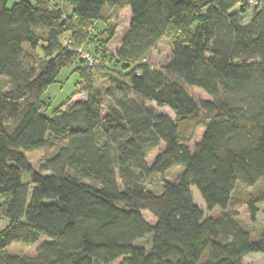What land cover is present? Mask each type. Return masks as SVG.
Returning <instances> with one entry per match:
<instances>
[{"label": "trees", "instance_id": "1", "mask_svg": "<svg viewBox=\"0 0 264 264\" xmlns=\"http://www.w3.org/2000/svg\"><path fill=\"white\" fill-rule=\"evenodd\" d=\"M249 1L0 0V264L264 258V235L252 240L226 211L239 185L257 190L245 199L250 221L259 206L264 214V0ZM163 38L170 60L150 66ZM63 68L78 81L47 116L41 97ZM188 87L211 100L196 102ZM39 150L35 171L24 153ZM174 166L177 181L147 188ZM191 187L223 214L206 218ZM42 237L33 256L8 253Z\"/></svg>", "mask_w": 264, "mask_h": 264}, {"label": "rangeland", "instance_id": "2", "mask_svg": "<svg viewBox=\"0 0 264 264\" xmlns=\"http://www.w3.org/2000/svg\"><path fill=\"white\" fill-rule=\"evenodd\" d=\"M13 2L9 5L11 6ZM62 5V3H60ZM65 6V5H64ZM234 10L239 11L238 5L234 8ZM128 17L125 14H121L119 20H117V34L115 36L114 41L110 44L109 50L112 54L115 53L117 48L119 47L120 37L123 34V29L127 26ZM40 55V53L37 51ZM41 56V55H40ZM171 57V43L169 39L163 38L161 39L157 45L155 46L154 50L151 52L149 57L147 58L148 64L154 67H162L168 63ZM72 68H63L57 78L56 82L50 85L43 93L41 99L48 105L49 109L46 111V115L50 116L51 111L57 107L62 101H64L73 91L74 84L78 81V76L75 73H72ZM103 81H100L96 84L97 88L100 92H103L104 86L102 85ZM188 95L193 98L196 102L201 100H211V98L206 95L202 90L198 88H186ZM83 97L76 96L74 97L69 104L74 103L76 100H81ZM147 108L152 109L155 113L163 114L170 117L174 120V114L168 108H158L153 103L146 104ZM107 106V103L105 104ZM202 128L198 127L195 129V138L198 139L201 135ZM43 150L34 151L31 153L25 152L24 156L31 167L37 171L39 165L42 162ZM157 151L152 152L147 161L150 163L153 158L156 156ZM183 168L181 166H174L170 171L161 174V175H153L145 181L147 188L151 190H159L161 184L164 181H177V177L181 175ZM264 186V182H261L259 187ZM256 188H244L241 186H237L235 191L233 192L231 204L226 210L227 212H233L236 214V219L238 223L242 226L248 227L251 229V239L256 240L259 239L261 236L264 235V214L262 213V206H259V212L256 216L254 222H251L247 213V209L245 206V199L247 198L248 194L256 193ZM191 194L194 203L202 210L204 216L207 217H218L223 214L220 209H213L212 211H208L201 200L198 191L195 187H191ZM7 225V220L0 217V230L3 229ZM150 238V237H149ZM45 238H40L39 242L33 246H18V245H11L8 248V253L16 254L20 256H33L36 253V247L40 243L44 241ZM146 240L140 241L143 246ZM120 261L115 262V264H119ZM243 264H264V258L261 254H250L243 259Z\"/></svg>", "mask_w": 264, "mask_h": 264}, {"label": "built area", "instance_id": "3", "mask_svg": "<svg viewBox=\"0 0 264 264\" xmlns=\"http://www.w3.org/2000/svg\"><path fill=\"white\" fill-rule=\"evenodd\" d=\"M250 5H256V2L254 0L249 1ZM81 56L86 59L87 61H89L90 63H92V58L90 56H88L87 54H83L81 53Z\"/></svg>", "mask_w": 264, "mask_h": 264}]
</instances>
